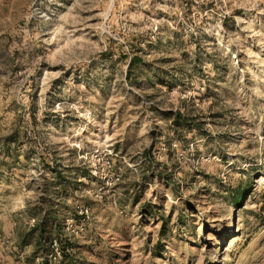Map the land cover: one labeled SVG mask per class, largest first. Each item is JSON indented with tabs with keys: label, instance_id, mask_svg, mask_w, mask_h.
Here are the masks:
<instances>
[{
	"label": "rangeland",
	"instance_id": "374dc122",
	"mask_svg": "<svg viewBox=\"0 0 264 264\" xmlns=\"http://www.w3.org/2000/svg\"><path fill=\"white\" fill-rule=\"evenodd\" d=\"M0 264H264V0H0Z\"/></svg>",
	"mask_w": 264,
	"mask_h": 264
},
{
	"label": "built area",
	"instance_id": "2783aa9c",
	"mask_svg": "<svg viewBox=\"0 0 264 264\" xmlns=\"http://www.w3.org/2000/svg\"><path fill=\"white\" fill-rule=\"evenodd\" d=\"M80 211L83 212L82 209H80ZM35 222V219L31 218L29 221V225L34 226L36 224ZM49 247L50 251L48 253V256H50V259L54 260L60 254L61 251L59 239L55 235L51 236L49 240Z\"/></svg>",
	"mask_w": 264,
	"mask_h": 264
},
{
	"label": "trees",
	"instance_id": "16d2710c",
	"mask_svg": "<svg viewBox=\"0 0 264 264\" xmlns=\"http://www.w3.org/2000/svg\"><path fill=\"white\" fill-rule=\"evenodd\" d=\"M137 62H139V59L138 58H136L135 56H131L130 58H129V60H128V66L129 67H131V66H133L134 64H136ZM177 115H179L178 113H177ZM237 197H235V199H234V202H238V200L236 199ZM44 223V219H42V220H40L39 222H37L34 226H36V225H42ZM164 227V222L162 221V224H161V228H163ZM53 236V235H52ZM51 238V237H50ZM50 238L48 239V253H49V251H50V247H49V240H50ZM59 242H60V248H61V250H63L64 249V244L65 243H63L62 242V240L59 238ZM66 247H67V245H66ZM47 253V254H48Z\"/></svg>",
	"mask_w": 264,
	"mask_h": 264
}]
</instances>
